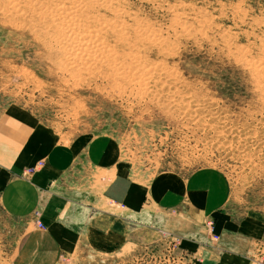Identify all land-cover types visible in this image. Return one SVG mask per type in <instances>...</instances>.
<instances>
[{"label":"rangeland","instance_id":"1","mask_svg":"<svg viewBox=\"0 0 264 264\" xmlns=\"http://www.w3.org/2000/svg\"><path fill=\"white\" fill-rule=\"evenodd\" d=\"M13 110L56 143L111 139L138 178L217 168L232 219L264 220V0H0V114ZM186 222L141 212L119 250L56 264H197L186 237H219ZM19 228L0 209V264Z\"/></svg>","mask_w":264,"mask_h":264},{"label":"crops","instance_id":"2","mask_svg":"<svg viewBox=\"0 0 264 264\" xmlns=\"http://www.w3.org/2000/svg\"><path fill=\"white\" fill-rule=\"evenodd\" d=\"M228 192L217 168L138 178L109 138L56 143L21 111L0 114V209L20 226L5 264H56L83 247L119 250L131 220L155 210L181 214L197 231L212 221L217 243L209 246L208 235L194 234L183 241L201 257L197 264H264V220L250 214L232 219Z\"/></svg>","mask_w":264,"mask_h":264},{"label":"bare ground","instance_id":"3","mask_svg":"<svg viewBox=\"0 0 264 264\" xmlns=\"http://www.w3.org/2000/svg\"><path fill=\"white\" fill-rule=\"evenodd\" d=\"M105 4V3H104ZM90 6L92 7V5H88L87 7H89L90 8ZM64 7V6H63ZM68 8V7H67ZM106 8H107V6H106ZM115 12V11H114ZM113 13V12H112ZM63 14V13H62ZM50 15V14H49ZM64 15V14H63ZM91 15V14H90ZM58 16H61V15H59V13H58ZM68 16V19L66 20V21H69L68 23L70 24L72 21H71V19H72V16L71 15H64L63 17H67ZM92 16V15H91ZM90 16V17H91ZM103 30V29H102ZM108 31V30H107ZM68 37L69 38H74L73 40H78V43L81 45V43L83 42V41H85L86 43H85V45L86 46H88V47H86V49H89V48H95V47H97L98 46V43H97V41H98V39L97 38H90V37H88V38H83V37H80V36H72V35H68ZM72 40V41H73Z\"/></svg>","mask_w":264,"mask_h":264},{"label":"built area","instance_id":"4","mask_svg":"<svg viewBox=\"0 0 264 264\" xmlns=\"http://www.w3.org/2000/svg\"><path fill=\"white\" fill-rule=\"evenodd\" d=\"M41 164H42V163H39L37 166H39V165H41ZM37 166H35V167H31L30 169L27 170V172H30V171L34 170L35 168H37ZM34 214H35V215H38V211H35ZM35 224H36V226H38V227H40V228H44V227H45V226H44L39 220H36V221H35ZM208 225L212 226V225H213L212 221H209V222H208ZM262 261L264 262V257L262 258Z\"/></svg>","mask_w":264,"mask_h":264}]
</instances>
